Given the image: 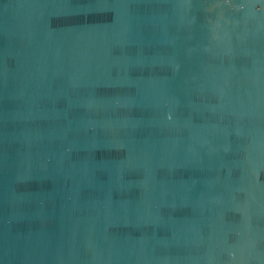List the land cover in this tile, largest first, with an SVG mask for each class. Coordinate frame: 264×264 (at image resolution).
Returning a JSON list of instances; mask_svg holds the SVG:
<instances>
[{"label": "water", "instance_id": "1", "mask_svg": "<svg viewBox=\"0 0 264 264\" xmlns=\"http://www.w3.org/2000/svg\"><path fill=\"white\" fill-rule=\"evenodd\" d=\"M0 264H264V0H0Z\"/></svg>", "mask_w": 264, "mask_h": 264}]
</instances>
